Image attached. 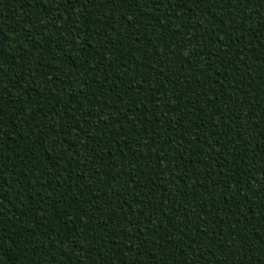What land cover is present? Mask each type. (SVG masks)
I'll list each match as a JSON object with an SVG mask.
<instances>
[{
  "label": "trees",
  "instance_id": "1",
  "mask_svg": "<svg viewBox=\"0 0 264 264\" xmlns=\"http://www.w3.org/2000/svg\"><path fill=\"white\" fill-rule=\"evenodd\" d=\"M0 264H264V0H0Z\"/></svg>",
  "mask_w": 264,
  "mask_h": 264
}]
</instances>
